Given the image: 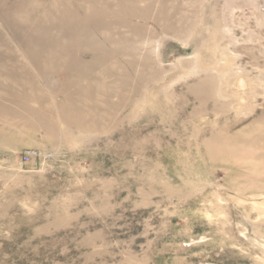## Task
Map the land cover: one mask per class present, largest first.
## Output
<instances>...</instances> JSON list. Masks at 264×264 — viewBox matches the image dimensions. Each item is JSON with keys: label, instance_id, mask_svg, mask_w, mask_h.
<instances>
[{"label": "rangeland", "instance_id": "1", "mask_svg": "<svg viewBox=\"0 0 264 264\" xmlns=\"http://www.w3.org/2000/svg\"><path fill=\"white\" fill-rule=\"evenodd\" d=\"M0 264H264V0H0Z\"/></svg>", "mask_w": 264, "mask_h": 264}, {"label": "built area", "instance_id": "2", "mask_svg": "<svg viewBox=\"0 0 264 264\" xmlns=\"http://www.w3.org/2000/svg\"><path fill=\"white\" fill-rule=\"evenodd\" d=\"M31 156H32V154H29L28 156L24 157V161H23V163H24V162H27Z\"/></svg>", "mask_w": 264, "mask_h": 264}]
</instances>
